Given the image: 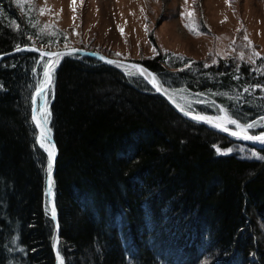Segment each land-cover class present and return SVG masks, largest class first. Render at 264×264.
I'll list each match as a JSON object with an SVG mask.
<instances>
[{
  "label": "trees",
  "instance_id": "1",
  "mask_svg": "<svg viewBox=\"0 0 264 264\" xmlns=\"http://www.w3.org/2000/svg\"><path fill=\"white\" fill-rule=\"evenodd\" d=\"M57 35L31 4L0 0V54L66 49ZM245 35L225 57L86 48L142 63L187 111L247 124L264 117V53ZM48 63L0 60V264H264V145L183 116L119 65L64 55L49 86L52 175L33 120ZM243 144L251 156L217 152Z\"/></svg>",
  "mask_w": 264,
  "mask_h": 264
},
{
  "label": "rangeland",
  "instance_id": "2",
  "mask_svg": "<svg viewBox=\"0 0 264 264\" xmlns=\"http://www.w3.org/2000/svg\"><path fill=\"white\" fill-rule=\"evenodd\" d=\"M30 4L44 31L58 34L57 37L63 34V48L113 50L135 59L153 57L158 51L167 50L194 58H204L212 51L225 57L236 35L244 30L264 53V0H187V3L185 0H75V3L73 0H31ZM189 12L193 13L191 20L201 33L199 36L185 27ZM118 26L123 29V36ZM119 67L126 74L135 72L129 66ZM50 89L48 87L37 96V108L35 106L34 121L41 129L39 141L42 133H47L44 149L52 145ZM180 97L183 103L187 102L184 95ZM225 116L230 117L225 112L218 117ZM227 126L236 129L234 125ZM262 128L264 125H257L248 133ZM250 147L243 144L231 149L248 156ZM53 151L55 155V149Z\"/></svg>",
  "mask_w": 264,
  "mask_h": 264
},
{
  "label": "snow or ice",
  "instance_id": "3",
  "mask_svg": "<svg viewBox=\"0 0 264 264\" xmlns=\"http://www.w3.org/2000/svg\"><path fill=\"white\" fill-rule=\"evenodd\" d=\"M18 3H20L22 6L24 3L30 4L31 0H18ZM73 3H75V0H73ZM185 3H187V0H185ZM73 11H75V9H73ZM42 14H43V10H42ZM192 16H193V13H190V12L187 13V16L185 17V19H187L189 22L185 23V27L188 29V31L191 34L199 36L201 33L198 31L197 27L195 26L194 21L191 20ZM222 23H223V21H222ZM118 30L121 32V35L123 36L124 35L123 29L119 28V26H118ZM145 31L147 32V28H145ZM244 38L247 40L248 39L247 35H245ZM250 44H251V42L249 41V46H250ZM19 50H21V49L19 48V46H17V51H19ZM32 51H35V49H32ZM152 51L155 53L156 49L153 48ZM41 54L44 55V53H41ZM68 54H70V53H68ZM49 55H51V54H49ZM55 55L58 58L62 56L61 53H56ZM117 55H120V53H117ZM258 55H259L258 53L253 52V56H258ZM241 58H243V57H241ZM106 62L107 63H113L112 61H106ZM56 66H57L56 61H53L52 63L45 65V71H44V77H45L44 83L45 84L51 85L52 75L55 71ZM131 67L135 70V72L134 73H131V72L127 73L128 75L138 74L140 76H143L146 80H148L149 83L152 84V86L158 92H166V90L162 89V86L159 85L156 77L153 74L148 73L146 69H144L138 65H132ZM43 90H44L43 85H41V91H43ZM262 90H264V89H262ZM245 91H248V89H245ZM181 110L183 111V109H181ZM45 114L46 115L48 114L47 110H45ZM184 114L189 115L190 113L185 112ZM191 118L194 120L203 121L205 123H211L213 127H217L220 130L225 131V132H229L227 125H234L236 128V131L229 132L230 135L235 136L237 139L254 140V141H258L260 143H264V135H249L248 134L249 129H252V128L256 127L257 125H264V117H262L259 121H256L255 123H247V124L238 122L236 119L230 118L228 116H225L222 119L220 117H217L215 122L210 120L208 117L202 116V115H191ZM35 119L36 118L33 117V120H35ZM46 135H47V133H42V135L40 137L39 142H40L42 147L44 146V143H45L44 137ZM53 149H54L53 145H50L48 148H46V151L48 153V158H49L48 159L49 170L51 169L52 161L54 158ZM231 151H232V149H228L226 152H221V150L219 148H217V152L219 154H227V152H231ZM253 155H255V153H253ZM258 158H262V157H258ZM51 214H52V217L55 218L56 213H55L54 206L51 210ZM57 260H58V264H63V260L59 255L57 256Z\"/></svg>",
  "mask_w": 264,
  "mask_h": 264
},
{
  "label": "water",
  "instance_id": "4",
  "mask_svg": "<svg viewBox=\"0 0 264 264\" xmlns=\"http://www.w3.org/2000/svg\"><path fill=\"white\" fill-rule=\"evenodd\" d=\"M21 50L17 51V48L10 51V52H7V53H4V54H0V60L1 59H4V58H7V57H10V56H13L17 53H20V52H24V51H30V52H33L45 59H48L49 60V63H52L53 61H58L59 58L55 55L56 53H61L62 56L64 55H76V56H83V57H87V58H92V59H95V60H98V61H101L105 64H108V65H125V66H129L131 67L132 65H138L144 69L147 70L148 73H151L155 76V74L151 71V70H148L142 63L138 62V61H133V60H123V59H117V58H113V57H109L103 53H100L98 51H94V50H89V49H86V48H83V47H70V48H66V49H62V50H55V51H51V50H47V49H41L39 47H36V46H33V45H25V46H21L19 47ZM32 49H35V51H32ZM41 53H44V55H42ZM70 53V54H68ZM51 54V55H49ZM61 56V57H62ZM106 61H112L113 63H107ZM132 68V67H131ZM145 81L146 83L150 86V88L157 94L161 95L176 111H178L180 114H182L183 116L187 117V118H191V115H202V116H206L208 117L210 120L212 121H216L215 119H213L212 117L208 116V115H205V114H200V113H193V112H190V111H187L185 109H183L182 107H180L166 92H158L153 86L151 83L148 82V80H146L143 76H141ZM156 77V76H155ZM52 79H53V76H52ZM158 82V81H157ZM50 85L47 84L46 87H44V90L45 91ZM43 91L39 90L35 93V98L37 99V96L42 93ZM183 109V111L181 110ZM185 112H189L190 114L189 115H185L184 113ZM36 114V108L34 109V115ZM194 120V119H193ZM195 121H198V120H195ZM198 122H201L203 123L204 125L222 133V134H225L227 135L228 137H231V138H235L237 139L235 136H232L229 134V132L231 131H236V129L234 128H231L229 126L228 129H229V132H225V131H222L220 130L219 128L217 127H213L211 123H205L203 121H198ZM36 125L38 127V131L41 132V129L39 127V123L36 122ZM249 135H264V133H259V134H251V133H248ZM244 140V139H242ZM51 141H52V145L54 146V149H55V153H56V150H57V146H56V143H55V140L54 138L52 137L51 138ZM246 141H249V142H258V141H254V140H246ZM55 165H56V157H54V169H53V173L52 175L54 174L55 172ZM49 191L51 190V187H49L48 189ZM50 198V201H51V208H53L54 206V198L52 195L49 196Z\"/></svg>",
  "mask_w": 264,
  "mask_h": 264
}]
</instances>
